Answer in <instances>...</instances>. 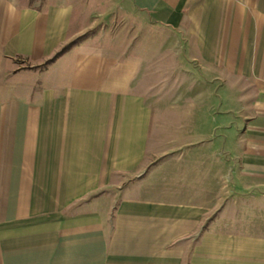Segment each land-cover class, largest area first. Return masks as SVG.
<instances>
[{
  "label": "crops",
  "instance_id": "obj_1",
  "mask_svg": "<svg viewBox=\"0 0 264 264\" xmlns=\"http://www.w3.org/2000/svg\"><path fill=\"white\" fill-rule=\"evenodd\" d=\"M114 1L0 0V264H264V0Z\"/></svg>",
  "mask_w": 264,
  "mask_h": 264
},
{
  "label": "rangeland",
  "instance_id": "obj_2",
  "mask_svg": "<svg viewBox=\"0 0 264 264\" xmlns=\"http://www.w3.org/2000/svg\"><path fill=\"white\" fill-rule=\"evenodd\" d=\"M18 3H20V0H17ZM34 6L38 5V1L33 2ZM96 6L99 12L95 11L98 13V16L100 15V12L104 14H109V17L105 18L100 16L98 21H95L91 27L83 31V33L79 34L80 38L84 37H89L93 34H97L96 38L98 40H112L113 38H117V41L115 40L114 42L119 45H124L127 46L128 44H133V40H136L137 38V29L139 28L137 26V22L139 21L141 26V18L138 17L136 13H133V6L130 3L131 7V12H126V9H123V12L120 9V3H118L116 0L113 3L110 2H92L91 6ZM123 8V7H122ZM93 10L95 8H92ZM120 9V10H119ZM104 11V12H103ZM92 19V18H91ZM88 26V25H87ZM141 28V27H140ZM123 32V33H122ZM113 37V38H112ZM135 37L136 39H133ZM133 39V40H132ZM166 83H169L167 81ZM200 89V88H198ZM198 89H194L191 94L194 93V97L192 100V103L194 104L193 112L194 114V119L191 124V128L187 127L186 129H181V132H187L186 136L189 137V139L193 141H199L202 140L204 137L207 136L208 129L207 126L202 125V114L198 112L201 108V92H198ZM185 91V89H183ZM178 93L180 94V89H178ZM206 99V98H205ZM188 102L190 103L191 101L189 98H187ZM212 100V99H211ZM171 101L170 96L168 95L166 97V101H164V105L162 104L161 108L158 110L161 113V116L164 117H169L171 113L175 112L173 110H170L171 106H168ZM212 103L214 102L213 100L211 101ZM187 103V101H184V105ZM174 105V103H171ZM212 133H215L216 136H220L224 130H218L215 127H212L210 130ZM231 136V135H230ZM189 140V141H191ZM259 201H262L259 199Z\"/></svg>",
  "mask_w": 264,
  "mask_h": 264
},
{
  "label": "trees",
  "instance_id": "obj_3",
  "mask_svg": "<svg viewBox=\"0 0 264 264\" xmlns=\"http://www.w3.org/2000/svg\"><path fill=\"white\" fill-rule=\"evenodd\" d=\"M38 1V5L34 6L33 2ZM46 0H20V5H24L27 7H36V8H41L43 4L45 3ZM74 42H68L65 44L62 48H60L51 58L46 60L44 65L50 64L54 62L58 57H60L63 53H65L67 50L70 49V47L73 45Z\"/></svg>",
  "mask_w": 264,
  "mask_h": 264
},
{
  "label": "clouds",
  "instance_id": "obj_4",
  "mask_svg": "<svg viewBox=\"0 0 264 264\" xmlns=\"http://www.w3.org/2000/svg\"><path fill=\"white\" fill-rule=\"evenodd\" d=\"M16 6H15V3L12 2V3H9L8 6H7V13L9 15L10 18H14L15 17V14H16ZM69 13V9L68 8H62L59 10V15H63V16H67Z\"/></svg>",
  "mask_w": 264,
  "mask_h": 264
}]
</instances>
